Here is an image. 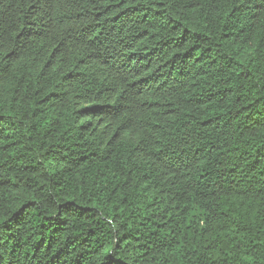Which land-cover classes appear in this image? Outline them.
Listing matches in <instances>:
<instances>
[{"label": "trees", "instance_id": "16d2710c", "mask_svg": "<svg viewBox=\"0 0 264 264\" xmlns=\"http://www.w3.org/2000/svg\"><path fill=\"white\" fill-rule=\"evenodd\" d=\"M0 264H264V0H0Z\"/></svg>", "mask_w": 264, "mask_h": 264}]
</instances>
